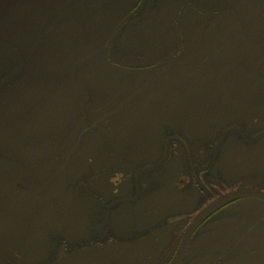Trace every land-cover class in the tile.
Listing matches in <instances>:
<instances>
[{
    "label": "flooded vegetation",
    "instance_id": "obj_1",
    "mask_svg": "<svg viewBox=\"0 0 264 264\" xmlns=\"http://www.w3.org/2000/svg\"><path fill=\"white\" fill-rule=\"evenodd\" d=\"M0 264H264V0H0Z\"/></svg>",
    "mask_w": 264,
    "mask_h": 264
}]
</instances>
